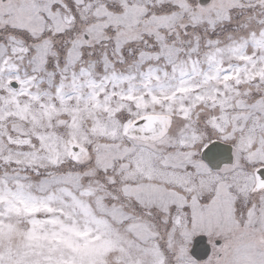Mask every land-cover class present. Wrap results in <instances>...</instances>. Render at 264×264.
Returning a JSON list of instances; mask_svg holds the SVG:
<instances>
[{
	"label": "snow or ice",
	"instance_id": "6c2138e0",
	"mask_svg": "<svg viewBox=\"0 0 264 264\" xmlns=\"http://www.w3.org/2000/svg\"><path fill=\"white\" fill-rule=\"evenodd\" d=\"M0 264H264V0H0Z\"/></svg>",
	"mask_w": 264,
	"mask_h": 264
}]
</instances>
